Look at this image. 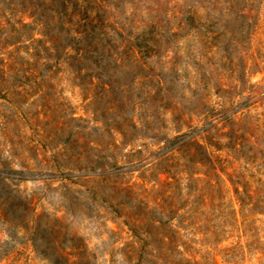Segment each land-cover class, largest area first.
<instances>
[{
  "label": "rangeland",
  "instance_id": "rangeland-1",
  "mask_svg": "<svg viewBox=\"0 0 264 264\" xmlns=\"http://www.w3.org/2000/svg\"><path fill=\"white\" fill-rule=\"evenodd\" d=\"M255 3L240 20L226 2L107 0L112 21L153 30L151 70L175 66L183 96L181 106L168 92L146 101L153 128L134 146L91 130L119 118L92 115L91 78L64 61L23 76L8 93L12 49L8 10H0V172L13 176L7 182L48 228L58 220L88 245L91 264H264V0ZM193 12L189 28L182 20ZM23 98L22 106L12 102ZM191 137L207 146L204 167L196 162L205 153L197 157L194 147L164 149L167 140ZM200 173L214 188L198 181ZM0 264H51L31 230L1 209Z\"/></svg>",
  "mask_w": 264,
  "mask_h": 264
},
{
  "label": "trees",
  "instance_id": "trees-1",
  "mask_svg": "<svg viewBox=\"0 0 264 264\" xmlns=\"http://www.w3.org/2000/svg\"><path fill=\"white\" fill-rule=\"evenodd\" d=\"M204 1L215 6L226 2L230 14L240 20H249V13L258 6L257 0ZM258 1L260 3L261 0ZM192 2L194 0H186L187 5ZM196 5L200 3L196 2ZM2 9L8 10V49H12L8 51V93L21 87L16 83L23 76L38 69L39 72L51 71L64 61L81 78L84 73L91 78L87 99L90 100L89 106L93 107L92 115L104 117L110 111L119 118L114 123L97 120L100 125L91 130L113 133L125 146H134L153 128L147 117V108H144L146 101L158 100L160 95L168 92L175 103L182 105L183 96L178 92L180 85L175 66L169 73L160 71L156 74L151 70L148 60L152 52H157L156 45L150 43L153 30L134 32L121 26L117 19L112 21L107 0H0ZM26 16L30 22L26 21ZM217 19V24L227 26L226 19ZM196 23L194 12L182 20V24L189 28ZM162 32L169 38L178 36L166 29ZM31 60L42 64L32 67ZM147 80L150 83L151 80L156 81L149 85L150 89L145 88ZM12 102L22 106L27 100L13 99ZM139 111L142 114L137 116ZM195 138L177 145L175 140H167L168 146L164 149H169L168 153H180L194 147L198 150L197 157L205 153L204 160L195 161L204 167L210 155L207 146ZM103 149L101 146L95 150L101 152ZM200 174L205 177L198 181L206 184L205 187L214 188L209 184L210 176ZM25 179L23 176L19 178L21 181ZM10 180H14L12 175L0 172V209L5 218L29 228L33 246L51 264H91L88 245L81 238L69 235L58 220H55L53 228H48L50 226L44 223L43 217L35 214V208H30V203L7 182ZM240 211H243V206ZM55 232L58 236L63 234L64 239H59Z\"/></svg>",
  "mask_w": 264,
  "mask_h": 264
}]
</instances>
